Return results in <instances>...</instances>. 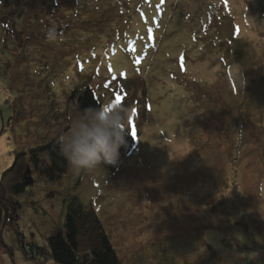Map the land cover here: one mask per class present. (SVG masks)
<instances>
[{
  "label": "rangeland",
  "instance_id": "obj_1",
  "mask_svg": "<svg viewBox=\"0 0 264 264\" xmlns=\"http://www.w3.org/2000/svg\"><path fill=\"white\" fill-rule=\"evenodd\" d=\"M87 88L126 111L133 147L41 174L31 152L67 140ZM262 91L264 0H0V184L20 155L15 179L34 178L9 195L0 264H58L74 199L121 264H264Z\"/></svg>",
  "mask_w": 264,
  "mask_h": 264
},
{
  "label": "trees",
  "instance_id": "obj_2",
  "mask_svg": "<svg viewBox=\"0 0 264 264\" xmlns=\"http://www.w3.org/2000/svg\"><path fill=\"white\" fill-rule=\"evenodd\" d=\"M262 94L263 98V91L260 95ZM72 98L76 99L80 111L87 107H101L91 88L74 92ZM123 136L124 143L118 150L126 154L133 147L134 137L129 132H123ZM61 148L60 142L53 141L31 152V161L41 174L54 179L68 170L69 161ZM20 157L22 155L6 171L0 184V231L5 219L14 222L19 217L21 205L13 202L9 195L24 192L27 187L24 175H20L19 180L15 179L19 173L14 175L15 171H19ZM29 250H32V244L29 245ZM49 256L58 264H121L117 250L95 208L85 207L77 199L68 204L63 228L49 237Z\"/></svg>",
  "mask_w": 264,
  "mask_h": 264
},
{
  "label": "clouds",
  "instance_id": "obj_3",
  "mask_svg": "<svg viewBox=\"0 0 264 264\" xmlns=\"http://www.w3.org/2000/svg\"><path fill=\"white\" fill-rule=\"evenodd\" d=\"M81 111L83 116L77 118L67 140L62 141L63 155L75 170L91 171L101 163H115L124 143L126 111L105 106Z\"/></svg>",
  "mask_w": 264,
  "mask_h": 264
},
{
  "label": "water",
  "instance_id": "obj_4",
  "mask_svg": "<svg viewBox=\"0 0 264 264\" xmlns=\"http://www.w3.org/2000/svg\"><path fill=\"white\" fill-rule=\"evenodd\" d=\"M24 178H25V184L30 185L34 182V178L31 175L30 168L28 167L26 172L24 173Z\"/></svg>",
  "mask_w": 264,
  "mask_h": 264
},
{
  "label": "snow or ice",
  "instance_id": "obj_5",
  "mask_svg": "<svg viewBox=\"0 0 264 264\" xmlns=\"http://www.w3.org/2000/svg\"><path fill=\"white\" fill-rule=\"evenodd\" d=\"M118 102V101H117ZM134 134V133H133Z\"/></svg>",
  "mask_w": 264,
  "mask_h": 264
}]
</instances>
